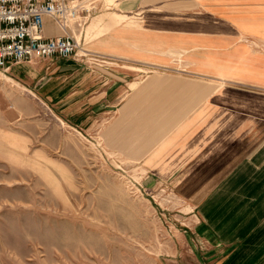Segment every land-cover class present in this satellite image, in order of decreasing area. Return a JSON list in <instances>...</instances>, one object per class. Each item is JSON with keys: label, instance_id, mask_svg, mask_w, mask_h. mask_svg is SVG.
<instances>
[{"label": "crops", "instance_id": "crops-1", "mask_svg": "<svg viewBox=\"0 0 264 264\" xmlns=\"http://www.w3.org/2000/svg\"><path fill=\"white\" fill-rule=\"evenodd\" d=\"M117 1L127 19L90 54L17 76L70 125L110 119L148 187L189 209V264H264V0Z\"/></svg>", "mask_w": 264, "mask_h": 264}, {"label": "rangeland", "instance_id": "rangeland-1", "mask_svg": "<svg viewBox=\"0 0 264 264\" xmlns=\"http://www.w3.org/2000/svg\"><path fill=\"white\" fill-rule=\"evenodd\" d=\"M85 1L95 11L70 27L75 56L90 54L93 18L127 19L115 13L117 0ZM20 65L0 71V264H189L187 239L178 237L189 209L148 187L141 164L125 157L124 136H111L110 119L62 121L24 87Z\"/></svg>", "mask_w": 264, "mask_h": 264}, {"label": "built area", "instance_id": "built-area-1", "mask_svg": "<svg viewBox=\"0 0 264 264\" xmlns=\"http://www.w3.org/2000/svg\"><path fill=\"white\" fill-rule=\"evenodd\" d=\"M85 0H0V71L12 66L76 55L70 27H81L95 7ZM47 23L58 35L49 36Z\"/></svg>", "mask_w": 264, "mask_h": 264}, {"label": "bare ground", "instance_id": "bare-ground-1", "mask_svg": "<svg viewBox=\"0 0 264 264\" xmlns=\"http://www.w3.org/2000/svg\"><path fill=\"white\" fill-rule=\"evenodd\" d=\"M113 15V14H111ZM106 14H101L93 18V20L89 23L87 27V33L86 35H90L92 31L97 30L100 27H104V25L107 23L106 21L103 23V19L105 18ZM82 51V50H81ZM4 78H8L7 76H4Z\"/></svg>", "mask_w": 264, "mask_h": 264}]
</instances>
